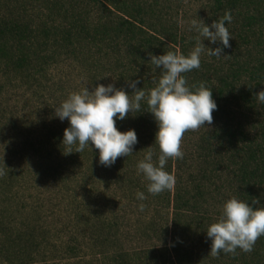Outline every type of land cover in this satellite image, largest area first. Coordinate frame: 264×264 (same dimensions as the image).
<instances>
[{"label": "trees", "instance_id": "trees-1", "mask_svg": "<svg viewBox=\"0 0 264 264\" xmlns=\"http://www.w3.org/2000/svg\"><path fill=\"white\" fill-rule=\"evenodd\" d=\"M12 1L18 3L20 0ZM45 1H47L45 4L46 13L43 15L51 22L41 20L36 28L31 24L15 20L11 17L13 11L8 7H6V10L8 9L6 14L0 11V66L5 64V69L9 70V67L14 68L12 67L14 65L15 69L32 72V75L35 72L38 79L44 77V71L50 67L49 60L52 62L53 56L40 51V54L44 55L38 58V54L30 50V42L38 34L42 35L43 39L49 40L52 31V35L57 34L59 39L56 40V43L64 44L66 56L71 51L80 52L81 50L82 54V48L85 47L88 52H93L90 54V58L93 55L95 57L101 55L102 58L107 59L108 53H102L103 49L99 48L102 45L107 46L106 49L111 52L123 54L121 60L116 58L113 65L110 63V67H112L108 68V71L110 72V69L111 72H114L112 69L119 70L114 77L115 88L123 89L127 94L134 95L130 93L131 89L130 91L127 89L128 82L139 81L136 85L139 89L146 81V75L152 73V69L154 71L152 78L155 77V84L160 75V69L154 70V66L148 59V54L163 55V49L153 50L144 31L148 30L153 33L154 39L155 36L164 38L169 42V46H176L179 49L178 53L185 56L188 55L189 45L196 44V36L186 38L178 30L176 20L173 21L172 28L166 27L168 12L163 11L162 7H157L155 4L157 0L154 4L146 2V0H104V2L91 0L105 12V15L98 13L97 17H92L91 11H87L85 6L83 11L78 9L77 0H43L44 3H46ZM163 1L168 3L164 9L167 10L170 1ZM65 2L71 3L70 6L66 7ZM105 3L108 5L106 6ZM208 4L211 21L219 20L225 11L230 10L232 20L230 23L226 22L225 26L228 28L231 38H235L236 41L231 39L229 41L231 45L227 49H223L224 54L230 53L232 63L222 65L220 61L218 63L216 57H213V62L218 65L214 74L220 72L218 76L209 72L208 61L206 66L200 63L199 69L183 73L189 87L204 82L211 89L216 110L212 112L211 127L207 128L204 134L201 132L202 135H198L196 140L192 139V136L197 134L193 130L184 133L181 140V151H185L190 160L183 155L182 159L170 158L165 165V171L175 177V185L173 189L165 190L156 196L162 199L163 208L173 214V220L171 215L172 230L169 246L166 244L153 245L146 249L147 251L139 249L131 252L133 255L126 252L111 255L102 249L97 250V247L110 246L113 243V239L119 233L118 228L114 227L115 224L113 225L108 214V217L99 215L91 208V205L83 206V208L79 206L77 207L78 211L73 208L69 209L71 211L67 210L66 212L70 216L65 219L70 223L87 226L91 231L88 244L84 242L85 251L79 247V244H76L74 236H71L61 241L59 245L51 247L53 254L50 257H53L52 259L45 257L38 264H70L74 260L78 262L74 261L73 264H92L94 262L97 264H124L128 261L127 264H172L169 252L173 254L176 264H185L180 258L182 248H185L183 239L186 238L180 237L184 232L182 230H185L179 226L181 219L187 214L193 215L190 216L188 222L190 227L199 225L204 190H211V186L214 185V182H211L213 179L211 176L222 173L223 168L229 170L224 190L231 193V198L235 197L245 201L254 208L264 207V104H260L255 98V94L264 89V37H262L264 36V0H209ZM249 8L252 12L247 13ZM37 13L42 14V8L37 10ZM58 16L65 20V25L54 24ZM55 38H53L54 41ZM159 43L162 45L161 47L167 45L160 41ZM216 47H222V45L217 42ZM169 51L177 53L173 48ZM35 54L37 55L33 61ZM109 59L106 62H110ZM214 77L217 83L213 82ZM237 88L241 89L237 90ZM147 110L146 104L142 102L141 112L129 113L124 120L116 121L117 130L123 133L133 129L136 135L143 134L146 131L145 123L147 122V117L143 113ZM241 110L246 114L256 115L259 127H255L254 134L245 130L244 122H247V119L244 118L246 115L239 113ZM67 127V120L63 122L58 120L45 125L43 131L40 129L36 133H33V130L28 127L24 129L23 135H26L25 140L29 149L26 150L25 145H22L25 151L23 159L28 167L32 168V172L26 173L20 178L17 172L21 166L9 164L3 158L0 161V194L2 195L0 198H3V201L11 203L14 199L12 195L17 194L21 186L24 187L30 182V178L37 177L35 172H38L37 169L43 165L52 174L51 177L57 178L62 176L63 170L65 173L68 172L67 166L72 169L83 152L87 151L89 155L92 153L90 155L93 156L92 158L98 156L95 155L98 150L94 148L92 151L85 148L82 152L75 153V145L72 147L73 153L68 154V148L61 143L63 131ZM11 132L18 137L20 130L14 129ZM189 144L195 145L193 150L190 149ZM158 155L159 151L154 152L153 158L156 160ZM194 156H196L194 158L196 162H199L196 170L190 162L194 160ZM190 169L191 172H189ZM186 170H188V175L185 179L182 174ZM136 184H140V179H135L134 185L138 187ZM147 185L148 183L145 182V188ZM51 192L53 193L46 192L48 199L54 194L52 189ZM254 200L257 202L255 205L252 204ZM9 216L11 213H7V210L0 206V254H2L1 261L5 262L9 259L6 257V253L9 251L16 255L25 253L26 249V253L33 250L32 245L27 241L24 245L16 246L23 242L20 236L30 230V225L17 231V223ZM191 217L195 221L194 225H192L194 221ZM113 230L116 231V234L112 233ZM158 233V240L162 237L165 240L168 237V228L160 229ZM210 244L211 241L208 239L209 247ZM219 255L222 264H234L237 261L241 264H264V236L255 241L251 252H243L237 248L235 253H230L226 259L222 257L224 252H220ZM55 257L59 259H55ZM18 264L36 263L31 261L30 257H26L18 259Z\"/></svg>", "mask_w": 264, "mask_h": 264}, {"label": "rangeland", "instance_id": "rangeland-1", "mask_svg": "<svg viewBox=\"0 0 264 264\" xmlns=\"http://www.w3.org/2000/svg\"><path fill=\"white\" fill-rule=\"evenodd\" d=\"M77 1L78 9L83 11L85 6L87 11H91L92 17H97L98 13L105 15L104 10L100 9V6L95 5L92 2L93 0ZM101 1L104 2V0H99V2ZM148 1L154 4L156 0H146V2ZM169 1L170 5L167 10L164 9L168 3H164L163 0H157L155 4L157 7L164 8L163 11L168 12L166 27L172 28V23L176 20L178 22V30L186 38L193 35L196 36V39L198 37L196 31L190 30L193 20H202L205 25H210L213 22L209 15V0ZM45 2L43 0L39 2L36 0H20L18 3H15L12 0H0V11L6 14L8 11L6 7H8L13 11L11 17L22 23L31 24L32 27L36 28L41 20L51 22L50 19H47L43 15L46 13L45 4H47V1ZM86 3L88 6H86ZM64 4L66 7H69L71 3L65 2ZM105 5L107 6L108 4L105 3ZM40 8H42V14L37 13V10ZM250 12L252 10L250 8L247 9V13ZM57 23L63 25L65 20L58 16L56 21H54V24ZM144 33L147 34L146 38L150 40L153 50L163 49L162 54H164L173 48L178 53L179 49L176 46H169V42L164 40V38L160 37L162 38L160 39L155 36L154 39V34L148 30L144 31ZM49 37V40H45L42 38V35L38 34L30 42V50L38 54L34 55L33 61H35L36 55L38 58L44 55L40 54V51L53 56V61L50 62L49 60L50 67L45 69V75L41 79L39 77L40 80L35 72L32 75V72L28 73L24 70L15 69L14 65H12L14 68L9 67V70L5 69V64H1L0 66V157L6 159L9 164H19L21 166L17 172L20 178L26 173L32 172V168L28 167V164L24 162L25 159H23L25 151L22 145H25L26 150L29 149V145L25 140L26 135H23L24 129L28 127L33 130V133H36L40 129L43 131L45 125L58 121L59 119L54 114L55 109L73 92H79L84 87L92 91L97 84L104 86L112 84L115 87L114 77L118 74L119 70L112 69L114 72H111L110 69L109 72L108 68L112 67H110V63L113 65V61L116 58L121 60L123 57V54L119 55L106 49L107 46L105 45L99 48L103 49L102 53H108L107 59H109L110 55V62H106L107 59L102 58L101 55L97 57L93 55L90 58V54H93V52H88V49L85 47L82 48V54L81 50L80 52L71 51L66 56L64 44L56 43V40H59L57 34L52 35L51 31ZM53 38H55V41ZM201 39L203 38L201 37ZM234 40L236 41L235 38L232 41ZM159 41L167 44L164 45L166 47H161L162 45H160ZM202 44L206 48H215V44H210L207 40H203ZM194 46L195 44L189 45L188 51L190 52ZM229 54L222 53L224 57L217 58L218 63L219 61L222 65L232 63V58ZM212 59L213 57L202 53L200 63L206 66V62L208 61L207 65L210 66L209 72L214 74V70L216 67L218 68V65ZM144 64L146 65V63ZM151 72L149 75H146V81L142 83L141 87L146 93L155 86V77L152 78V74H154L153 69ZM218 74L220 72L214 75L218 76ZM150 78L152 79L149 80ZM212 80L214 83H217L215 77ZM127 89L130 91L128 87ZM130 93H132V89ZM147 111L143 113L147 117V122L145 123L146 131L141 135H136L137 144L134 146L131 155L118 157L114 164L104 167L99 164L98 156L92 158L93 156H90L92 153L89 155L85 151L81 154L82 156L79 160H76L77 162L72 169H69L70 166H67L68 172L66 171L67 173H65L64 170L61 172V177H51L52 174L43 165V167L37 169L38 172H35L37 177L30 178V182L24 187L21 186L17 194L12 195L14 199L11 203H7L3 201V198H0V206L5 208L7 213H11L9 217L17 223V231L28 225L31 227L30 230L32 229L31 233H29V230L27 233L21 234L20 237L23 242L18 243L16 246L24 245L27 241L33 247V250H29L28 253H26V249L25 253L16 255L8 250L9 252L6 253V257L9 258L7 262L1 261L2 254H0V264H18V259L26 257H30V260L36 264L43 261L45 257L52 259L53 257H50L53 254L51 247L59 245L61 241L71 236H74L73 239H76V244H79V247L85 251L86 246L84 242L88 244L91 231L87 226L70 223L65 219L70 216L66 212L67 210L73 208L78 211L77 207L79 206L83 208V206L88 207L91 205V208L97 211L99 215L107 216L108 214L113 225L115 224L114 227L118 228L119 233L113 239V243L110 246L97 247V250L102 249L111 255H114L113 253L121 254L122 252L133 255L131 252L138 251L139 249L146 250L153 245L160 246L166 244L169 246L172 230L171 215L173 220V214L171 211L169 212L163 208L164 205L161 203V198L147 192L145 182L148 183V181L144 179L142 174L138 173L136 168L137 162L144 156V151L142 150L152 145L153 152L159 151L154 142V135L157 130L156 125L152 115ZM241 111L239 113L246 115L244 118L247 119V122H244L245 130L254 134L255 127H259L256 115L246 114L244 111ZM115 126L117 127L116 124ZM202 127L193 130L197 133L192 136L193 140H196L201 132L204 134L207 128L211 127V124L206 123ZM14 129L20 130L18 137L12 134L11 131ZM17 140L18 142H16ZM189 145L190 149L193 150L195 145ZM183 155L186 156L185 151ZM153 160L155 161V158ZM190 162L196 170L199 162L197 163L196 159ZM187 163L189 164V162ZM189 172H191V169ZM228 172L229 170L227 171L223 168L222 173L211 176L213 178L211 182H214V185L211 186V190H204L205 195L202 199L203 208L198 222L199 225L195 227V221L191 217L194 221L192 223L194 226L190 227L188 222L190 216L193 215L187 214L181 219L179 226L185 230H182L184 232L180 237L186 238L183 239V247L185 248H182L180 258L183 259L185 264L187 262L188 264H222L220 263L221 256L219 254L214 257L210 253V247L207 245L208 238L206 231L209 225L216 222L220 217L223 203L231 198V193L224 190L226 188ZM182 175L186 179L188 170L184 171ZM25 179L27 180V178ZM135 179H140V184H136L138 187L134 185ZM51 189L54 191V194L48 199L46 192L53 193ZM137 192L144 193L146 198L143 201L138 200L136 197ZM0 196L2 195L0 194ZM57 199L58 201H56ZM141 205H143V210L140 209ZM63 212L65 213L63 214ZM166 227L168 228V237L165 240H163V237L158 240V231L160 229L165 230ZM112 233L116 234V231L113 230ZM54 254L56 255L55 252ZM168 254L172 260V264H176L173 254L171 252ZM229 255L230 253H224L222 257L226 259ZM56 257L55 259H59ZM74 261L71 263L73 264ZM75 262L77 263L78 261ZM127 263L129 261L124 264ZM92 264L97 263L94 262ZM234 264L241 263L237 261Z\"/></svg>", "mask_w": 264, "mask_h": 264}, {"label": "clouds", "instance_id": "clouds-1", "mask_svg": "<svg viewBox=\"0 0 264 264\" xmlns=\"http://www.w3.org/2000/svg\"><path fill=\"white\" fill-rule=\"evenodd\" d=\"M231 20L230 10L210 25L193 20L190 30L196 31L198 37L187 56L172 51L163 55L149 53L148 59L154 70L160 69V76L147 93L142 88L137 89L139 81L136 80L128 82L134 95L112 84H97L92 91L84 87L71 93L54 111L61 122L68 121L61 141L68 148V154L73 153L74 145L75 153L94 148L98 150L99 164L104 167L114 164L118 157L131 155L137 144L135 130L121 133L115 124L129 113L141 112V103L144 102L156 125L154 142L159 155L154 161L152 145L149 146L142 150L144 156L136 168L148 181V193L157 195L173 189L175 177L165 171L166 163L170 158H183L181 140L184 133L211 124L212 112L216 110L211 89L204 82L189 87L183 73L199 69L202 53L209 57H224L223 49L229 47L231 40L225 23ZM203 40L210 44L219 42L222 47L206 48ZM255 98L264 104V89L257 92ZM136 197L141 201L146 198L142 192H137ZM256 203L254 200L252 204ZM140 209L143 210V205ZM206 236L211 241L210 253L214 257L220 252L235 253L237 248L251 252L255 241L264 236V207L254 208L245 201L229 198L223 203L218 220L207 228Z\"/></svg>", "mask_w": 264, "mask_h": 264}]
</instances>
